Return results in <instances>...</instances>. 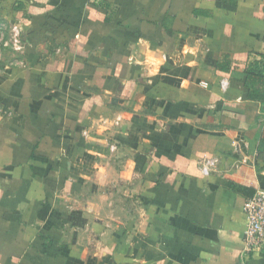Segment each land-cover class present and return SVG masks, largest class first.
Masks as SVG:
<instances>
[{"label":"crops","instance_id":"obj_1","mask_svg":"<svg viewBox=\"0 0 264 264\" xmlns=\"http://www.w3.org/2000/svg\"><path fill=\"white\" fill-rule=\"evenodd\" d=\"M0 10L24 40L0 63V264H264L242 212L264 191V0Z\"/></svg>","mask_w":264,"mask_h":264},{"label":"built area","instance_id":"obj_2","mask_svg":"<svg viewBox=\"0 0 264 264\" xmlns=\"http://www.w3.org/2000/svg\"><path fill=\"white\" fill-rule=\"evenodd\" d=\"M226 88V82H222ZM215 161L205 160L200 168L203 175L209 174ZM245 216V230L243 233V254L249 255L260 251L264 245V191L257 192L248 199L242 208Z\"/></svg>","mask_w":264,"mask_h":264},{"label":"rangeland","instance_id":"obj_3","mask_svg":"<svg viewBox=\"0 0 264 264\" xmlns=\"http://www.w3.org/2000/svg\"><path fill=\"white\" fill-rule=\"evenodd\" d=\"M14 13H3L0 10V63L5 67H13L22 62V32L18 18Z\"/></svg>","mask_w":264,"mask_h":264}]
</instances>
